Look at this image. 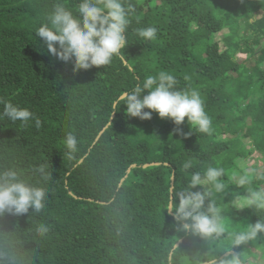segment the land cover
<instances>
[{
    "label": "trees",
    "instance_id": "trees-1",
    "mask_svg": "<svg viewBox=\"0 0 264 264\" xmlns=\"http://www.w3.org/2000/svg\"><path fill=\"white\" fill-rule=\"evenodd\" d=\"M55 2L0 0V100L34 114L27 122L0 119V168L15 167L48 192L40 214L0 215V264H166L174 245L173 264L233 253L246 264L248 247L264 259V233L232 243L250 223L264 222V210L234 206L249 188H264L256 178L264 175V0H130L123 59L76 72L35 35ZM149 26L157 36L145 41L135 30ZM240 53L252 60L246 71ZM161 71L176 77L178 89L199 91L210 134L155 112L129 117L123 104L112 114L122 92ZM69 131L79 148L72 160ZM41 166L52 174L47 182L35 171ZM209 166L224 169V191L213 189L211 199L227 232L207 243L179 230L164 208L170 185L180 190ZM245 174L251 182L238 186ZM41 223L50 226L43 237L35 231Z\"/></svg>",
    "mask_w": 264,
    "mask_h": 264
},
{
    "label": "clouds",
    "instance_id": "clouds-1",
    "mask_svg": "<svg viewBox=\"0 0 264 264\" xmlns=\"http://www.w3.org/2000/svg\"><path fill=\"white\" fill-rule=\"evenodd\" d=\"M135 8L130 0H78L69 6L63 0H57L44 22L36 28L35 35L40 37L50 54L73 64V71L88 70L92 67L109 65L114 57L123 59L121 50L128 45L126 32L132 22ZM145 41L154 40L157 28L149 26L135 30ZM177 79L172 74L161 71L147 76L137 83L131 91L122 92L112 103V114L125 105V114L129 117L151 119L153 112L162 119H169L179 126L185 122L199 133H211V119L205 112L204 102L196 89L180 90ZM147 92V94H144ZM4 108L0 119L27 122L34 118L28 108H22L10 101H2ZM147 109V111L145 110ZM36 126H40L36 119ZM108 127H112L111 120ZM190 133H185L189 135ZM69 160L79 151L77 136L69 131L64 140ZM192 167L191 161L183 164V169ZM43 181L51 179L52 174L43 166L35 170ZM224 169L209 166L203 173L193 172L187 186L177 190L175 185L168 187V199L164 210L173 217L179 230L191 232L202 237L207 243L219 240L227 232L222 209L211 199L213 189L216 193L224 191L225 185L220 177ZM264 179V175H257ZM251 182L247 174L238 180V186ZM199 186L202 190H195ZM48 192L24 178V174L15 167L0 168V215L40 214L46 207ZM207 201V203H206ZM237 209L245 207L264 210V188L253 190L234 202ZM36 234L43 237L50 231L47 224H39ZM264 233V222L250 223L246 231L234 234L233 248L255 239ZM178 245L167 253L166 264H173V256ZM196 264H201L199 258ZM202 264H243L239 254L233 253L228 259H217L208 255Z\"/></svg>",
    "mask_w": 264,
    "mask_h": 264
},
{
    "label": "rangeland",
    "instance_id": "rangeland-1",
    "mask_svg": "<svg viewBox=\"0 0 264 264\" xmlns=\"http://www.w3.org/2000/svg\"><path fill=\"white\" fill-rule=\"evenodd\" d=\"M153 1L155 3H157V0H153ZM241 25L244 26L245 23L243 21H241ZM246 33H247L246 30H245V32L243 31L241 33V37L243 39L246 36ZM257 48H259V47H257ZM245 50H248V49L246 48ZM239 58H240V62L242 63L241 68H240L241 71H246L248 68V65L252 64V60L250 58H247L246 53H240ZM256 155H257V153L254 152L252 154V158H253V156H256ZM252 158L248 162L249 164L253 163ZM251 248L252 247H248V249L244 248L243 251L241 252L244 255L245 260H244V258H243V260L245 261V263L246 264H264V259L262 258L263 256H262L261 251L259 249H254V248H252V250H251ZM250 252L252 254H250Z\"/></svg>",
    "mask_w": 264,
    "mask_h": 264
},
{
    "label": "bare ground",
    "instance_id": "bare-ground-1",
    "mask_svg": "<svg viewBox=\"0 0 264 264\" xmlns=\"http://www.w3.org/2000/svg\"><path fill=\"white\" fill-rule=\"evenodd\" d=\"M143 1V0H142ZM146 1V0H145ZM175 136V135H174ZM151 138V137H150ZM153 141V140H152ZM159 142V141H158ZM150 143V142H149ZM149 145V144H148ZM162 145V144H161ZM151 160V159H150Z\"/></svg>",
    "mask_w": 264,
    "mask_h": 264
}]
</instances>
